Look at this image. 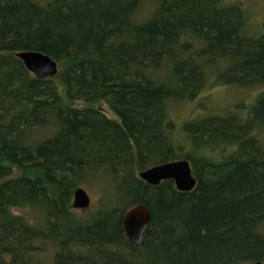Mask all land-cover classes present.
Masks as SVG:
<instances>
[{
  "label": "trees",
  "instance_id": "trees-1",
  "mask_svg": "<svg viewBox=\"0 0 264 264\" xmlns=\"http://www.w3.org/2000/svg\"><path fill=\"white\" fill-rule=\"evenodd\" d=\"M247 20L223 0H0V264H29L46 244L53 264H264V36ZM20 52L57 75L36 79ZM203 59L226 62L218 84L263 89L244 116L186 123L187 146L166 107L198 96ZM177 161L191 192L138 177ZM89 180L109 191L80 218L72 198ZM139 205L150 223L134 246L122 220Z\"/></svg>",
  "mask_w": 264,
  "mask_h": 264
},
{
  "label": "rangeland",
  "instance_id": "rangeland-1",
  "mask_svg": "<svg viewBox=\"0 0 264 264\" xmlns=\"http://www.w3.org/2000/svg\"><path fill=\"white\" fill-rule=\"evenodd\" d=\"M33 1L39 4H45L50 0ZM223 4L226 6L241 5L248 18L245 29L246 34L254 37L264 36V0H223ZM149 7L152 6L144 4L139 9L136 18L137 16L146 18L148 15L147 12L151 10ZM196 44L198 43H194L193 45L197 46ZM195 46L194 48L196 49ZM205 60H208V58L205 57ZM205 60H202L205 84L198 96L191 101L188 99L170 101L166 107L169 120L173 124V137L179 144H181L180 142H186L185 144L188 146V139L183 131L186 123L198 122L212 117H240L241 114L244 116L256 104L258 96L263 89L259 86L241 88L238 86L218 84L217 78L226 70V62L222 60H213L209 63V61ZM167 75L168 67L161 71V73H158L159 78L166 77ZM52 134L53 130H37L33 133L31 140L33 142L42 141ZM186 148L189 149V147ZM219 154L220 153H210L211 156L214 155L216 158L220 157ZM81 186L90 198V207L85 211H76L75 213L80 218H86L89 213L94 212L98 208L103 189L109 190L102 180H89ZM22 212L23 214H28L31 218L36 215L27 210ZM37 225H41V222L38 221ZM259 233L264 238V224L259 228ZM55 251L56 249L54 247L46 244L39 251L34 252V255L32 254L29 264H53Z\"/></svg>",
  "mask_w": 264,
  "mask_h": 264
},
{
  "label": "water",
  "instance_id": "water-1",
  "mask_svg": "<svg viewBox=\"0 0 264 264\" xmlns=\"http://www.w3.org/2000/svg\"><path fill=\"white\" fill-rule=\"evenodd\" d=\"M16 58L21 60L26 70L38 80H45L57 75V64L48 56L38 52H20ZM139 179L151 186H158L161 182L170 180L179 192L188 193L194 190L196 180L192 176L190 165L187 161L171 162L153 166L138 175ZM90 206L88 194L77 188L72 198V208L86 210ZM150 223L149 211L144 206H135L126 212L123 217V230L127 239L134 246L144 240L145 231ZM262 264V263H247Z\"/></svg>",
  "mask_w": 264,
  "mask_h": 264
},
{
  "label": "flooded vegetation",
  "instance_id": "flooded-vegetation-1",
  "mask_svg": "<svg viewBox=\"0 0 264 264\" xmlns=\"http://www.w3.org/2000/svg\"><path fill=\"white\" fill-rule=\"evenodd\" d=\"M77 211L81 212V210H77ZM82 211H83V210H82Z\"/></svg>",
  "mask_w": 264,
  "mask_h": 264
}]
</instances>
